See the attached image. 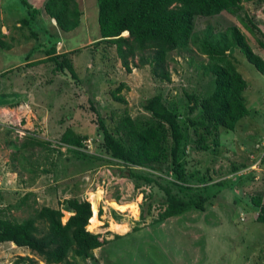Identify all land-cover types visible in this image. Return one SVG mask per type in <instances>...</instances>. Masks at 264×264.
<instances>
[{"label":"rangeland","instance_id":"1","mask_svg":"<svg viewBox=\"0 0 264 264\" xmlns=\"http://www.w3.org/2000/svg\"><path fill=\"white\" fill-rule=\"evenodd\" d=\"M28 1L42 10L31 27L16 23L27 15L21 0H2L0 10V37L11 44L9 49L0 48V100L5 103L0 104V208L13 205L4 210L5 215L19 220L30 214L25 207H14L27 191L33 192L28 201L37 208L58 207L59 201L70 197L88 200L91 209L92 204L96 207L99 225L86 228L109 241L94 250L95 260L79 264H264V224L254 220L257 209L252 201L253 195L264 196V75L235 50L234 65L247 81L244 96L248 113L234 130L215 128L211 121H203L199 108L188 115L184 94L204 96L213 91L214 75L205 74L200 67L206 56L195 51L173 52L174 60L168 65L170 81L155 78L148 65L135 67L137 58L130 62L128 72L113 44L96 42L100 37L96 0H77L81 22L68 32L60 30L42 9L45 0ZM245 7L264 34V1L246 2ZM202 18H196L198 31L208 23L221 31L227 24H236L264 58V49L255 38L262 36L256 31L250 34L235 15L223 11ZM30 29L38 36L30 34ZM53 43L58 53L69 52L76 78L68 72H54L51 61L25 63L28 53L30 60L42 58L44 49ZM120 82L126 84L120 92L125 103L111 95ZM156 93L195 121L198 131L189 129L185 168L186 173L196 175L191 185L199 188L194 191L205 194L208 200L203 210L191 207L154 222L162 210L159 202L164 192L157 185L134 189L124 176V167L107 161L96 119L101 115L113 131L122 125L124 110L135 120H150L142 102ZM66 128L85 135L84 150L97 151L102 160L78 159L59 142ZM199 133L207 137L208 149L198 147ZM28 135L46 140L61 153L40 147L21 151L19 145ZM26 168L36 169L32 181ZM148 168L162 176L172 174L169 161L151 163ZM220 179L225 181L213 184ZM149 202L152 207L148 212ZM142 209L144 220H140ZM69 215L63 211L61 221ZM115 234L120 237L115 238ZM24 255L44 264L26 247L0 243V264H20L16 258Z\"/></svg>","mask_w":264,"mask_h":264},{"label":"trees","instance_id":"2","mask_svg":"<svg viewBox=\"0 0 264 264\" xmlns=\"http://www.w3.org/2000/svg\"><path fill=\"white\" fill-rule=\"evenodd\" d=\"M253 1L96 0L100 34L96 42L113 44L126 71H131L130 62L137 58L135 67L148 65L151 74L162 81L171 80L168 65L174 60L173 52L195 51L206 56L207 61L200 62V67L205 74L214 75V89L204 96L185 91L188 115L199 108L203 121H211L215 128L222 126L234 130L236 123L248 113V108L244 96L247 81L236 69L233 53L238 50L263 75L264 58L253 50L245 33L236 24H227L221 31L213 30L214 27L208 23L204 30L198 31L196 18L208 19L223 11L235 15L250 34L259 32L262 38L255 35L256 42L264 49V34L245 7L246 2ZM21 3L26 7L27 15L22 17L20 25L31 27L42 10L27 0H21ZM42 9L64 32L75 29L81 22L82 11L77 0H45ZM35 32L30 29V34L37 37ZM124 32L127 34L124 35ZM10 47L11 44L0 37V48ZM44 54L42 58L30 60L28 53L25 63L33 65L51 61L54 63V72H68L72 77H77L69 52L58 53L56 44L53 43L44 49ZM124 87L125 82H120L111 91L115 101L125 103L124 96L120 94ZM0 104L5 103L0 100ZM142 107L151 114L150 120H135L124 110L120 119L122 125L116 132L107 126L101 115L97 116L96 124L103 135L102 147L108 154L107 161L124 167L127 172L124 176L131 180L134 189L144 185H157L164 192V199L159 202L162 210L152 221H163L191 207L203 210L208 197L194 191L199 188L191 185L196 175L186 173L185 168L189 129L193 127L196 134L198 131L195 121L189 116L184 117L180 109L160 93L145 98ZM199 135L198 147L208 149L209 144L205 142L207 137L201 133ZM85 139V135L66 128L59 142L72 150L78 159L102 160L97 151L88 153L84 150ZM51 145L44 139L28 135L19 148L27 151L40 147L61 153V150ZM167 161L171 164V176H162L148 168L151 163ZM52 164L54 165V161ZM26 170L30 172L29 180L32 181L31 174H35L36 169ZM224 181L225 179H220L213 184H222ZM204 182L206 181L198 180V183ZM200 187L204 189L206 185ZM31 195L33 192H25L14 204L16 208L25 207L31 211L22 219L5 215L4 210L13 207L12 204L0 208V243L12 242L18 247H26L43 260L44 264H79V261L95 260L94 250L109 240L101 239L100 234L86 228L92 215L91 203L86 199L70 197L59 201L58 207L43 205L37 208L32 205V201H28ZM149 197L150 195L145 199ZM252 201L257 209L254 220L264 224V196L253 195ZM151 207L152 203L149 202L148 212ZM63 211L70 212L65 222L61 221ZM144 219L142 209L140 220ZM136 228L135 226L133 229ZM118 237L120 235L115 234V238ZM15 262L40 264L28 255L18 256Z\"/></svg>","mask_w":264,"mask_h":264},{"label":"bare ground","instance_id":"3","mask_svg":"<svg viewBox=\"0 0 264 264\" xmlns=\"http://www.w3.org/2000/svg\"><path fill=\"white\" fill-rule=\"evenodd\" d=\"M88 223H89L87 225L88 229H92V228L96 227L97 225H99V221H98L97 216H96V207L94 204H92V215H91Z\"/></svg>","mask_w":264,"mask_h":264},{"label":"crops","instance_id":"4","mask_svg":"<svg viewBox=\"0 0 264 264\" xmlns=\"http://www.w3.org/2000/svg\"><path fill=\"white\" fill-rule=\"evenodd\" d=\"M28 1V0H27ZM29 2V1H28ZM1 3H2V0H0V10L2 11V8H1ZM30 3V2H29ZM31 4V3H30ZM16 23H19V26L20 25V19H17V22ZM2 27H4V25H2Z\"/></svg>","mask_w":264,"mask_h":264},{"label":"built area","instance_id":"5","mask_svg":"<svg viewBox=\"0 0 264 264\" xmlns=\"http://www.w3.org/2000/svg\"><path fill=\"white\" fill-rule=\"evenodd\" d=\"M258 162H259V161H255V162H253V163H256V164H257Z\"/></svg>","mask_w":264,"mask_h":264},{"label":"water","instance_id":"6","mask_svg":"<svg viewBox=\"0 0 264 264\" xmlns=\"http://www.w3.org/2000/svg\"><path fill=\"white\" fill-rule=\"evenodd\" d=\"M15 244V243H14Z\"/></svg>","mask_w":264,"mask_h":264}]
</instances>
